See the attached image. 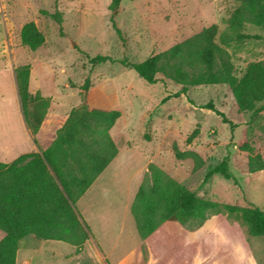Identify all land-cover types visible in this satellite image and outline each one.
Returning <instances> with one entry per match:
<instances>
[{"label": "rangeland", "instance_id": "374dc122", "mask_svg": "<svg viewBox=\"0 0 264 264\" xmlns=\"http://www.w3.org/2000/svg\"><path fill=\"white\" fill-rule=\"evenodd\" d=\"M0 0V147L20 133L21 103L14 69L30 64L32 90L51 97L50 119L81 104V85L111 81L122 117L114 129L119 153L77 200L78 217L89 232L80 252L66 242L45 250L21 244L19 258L33 254L34 264H264V236H251L224 204L256 205L264 210V170L250 172L249 156L264 160V108L254 118L242 113L227 84L181 85L158 74L148 84L122 60L141 62L217 24L219 31L238 3L233 0ZM61 12L59 24L52 16ZM46 12V13H45ZM34 21L45 36L35 51L22 45L20 30ZM115 25V26H114ZM121 32L119 34L116 30ZM250 39L229 48L240 76L249 63L264 60V25L248 24ZM112 60L90 63L98 55ZM212 103L235 125L205 105ZM259 103L258 106L263 105ZM200 133L188 137L196 126ZM247 144V148H242ZM193 151L203 160L177 158ZM237 182L209 171L226 157ZM152 163L198 196L215 201L203 222H164L142 239L130 207ZM50 241H40L46 243ZM81 254L78 256V254Z\"/></svg>", "mask_w": 264, "mask_h": 264}, {"label": "trees", "instance_id": "16d2710c", "mask_svg": "<svg viewBox=\"0 0 264 264\" xmlns=\"http://www.w3.org/2000/svg\"><path fill=\"white\" fill-rule=\"evenodd\" d=\"M233 1L238 6L232 11L225 30L220 32L217 24L205 26L200 32L141 62L123 59L122 64L148 84H156L158 74H162L181 85L177 96L186 93L190 86L227 84L238 110L252 113L254 121L264 108V104L258 106L264 102V60L249 63L238 76L229 48L246 40L263 39L245 30L248 24L264 25V0ZM119 3L120 0H112L110 9L115 12ZM52 16L59 24L63 22L61 12L55 11ZM116 30L121 34L118 28ZM20 39L22 45L35 51L44 43L45 36L34 21H28L21 27ZM108 60L112 58L103 54L89 59L92 64ZM30 73V64L14 69L22 114L37 142L36 134L51 98L30 91ZM81 90V104L70 109L46 149L21 155L10 164L0 162V229L5 233L0 240V264H16L19 240L28 234L44 240L65 241L77 251L89 238L86 226L76 213L75 203L117 155L118 147L109 130L120 118L121 111L111 81L92 87L88 76ZM205 107L234 128L235 125L212 103ZM199 133L200 126L197 125L188 142ZM175 156L194 159L196 167L203 164L200 155L193 151L180 152L175 147ZM249 170L252 173L264 170L260 154L249 156ZM215 174L237 182L229 167L228 156L214 166L207 177ZM218 206L217 202L198 196L150 163L130 211L141 238L146 239L167 221L203 222L208 211ZM223 207L239 217L251 236H264L262 208L229 204Z\"/></svg>", "mask_w": 264, "mask_h": 264}, {"label": "crops", "instance_id": "0c3cea01", "mask_svg": "<svg viewBox=\"0 0 264 264\" xmlns=\"http://www.w3.org/2000/svg\"><path fill=\"white\" fill-rule=\"evenodd\" d=\"M33 78H34V73H33V70L31 69L29 89L32 93H36L37 91L34 92L32 90ZM41 94L44 96H47L44 93H41ZM48 97H50V96H48ZM52 104H53V102L50 100L48 112L45 116V119H44L38 133L36 134L37 142L34 140V135L30 131V129L28 128V126L25 122L24 116L22 114V110H21V112H20L21 113L20 133L19 132L16 133L12 140H8V142L2 143V147H0V162L5 163V164H10L11 162H13L15 159H17L21 155L39 152L40 149H46L51 144V142L54 138V135L56 133V130L62 125V123L65 121V119L67 118V115H68V114H66V115H63L61 118L55 117V118L50 119ZM121 117H122V115L120 116V118ZM120 118H118L115 125L109 130L110 136L116 145H117V143L115 141L114 129H115V126H116V124ZM117 147H118V145H117ZM118 153H119V148H118ZM118 153H117V155H118ZM116 156L114 157V159L116 158ZM29 159L30 158L26 159V161H24L23 164H25ZM112 161L107 165V167L112 163ZM106 168L97 176V178L94 180V182L103 174V172L106 170ZM93 183L90 185V187L93 185ZM88 189L86 190V192L88 191ZM4 235H5L4 231L0 229V240L4 237ZM88 239L84 242V244H83L84 246H85V243L88 241ZM40 241H50V242L40 243ZM56 241L57 242H65V241H61V240L39 239L34 234H28V235L24 236L23 238H21L19 240L18 250L16 252V264H34L33 263L34 262L33 254L31 256L29 254H24L21 258H19V253L21 250V244L22 243L25 244L24 245L25 247L30 248V249H32V248H34V249L38 248L39 249L40 248L41 250H45L44 248H45L46 244H49V243L54 244V243H56ZM56 244H58V243H56ZM71 246H73V245H71ZM73 248H75V250H76L75 246H73ZM80 251H78V252H80ZM80 255L81 254L79 253L78 256H80Z\"/></svg>", "mask_w": 264, "mask_h": 264}]
</instances>
